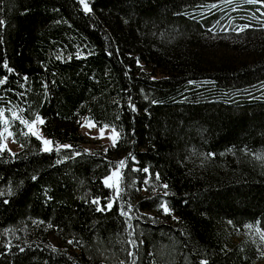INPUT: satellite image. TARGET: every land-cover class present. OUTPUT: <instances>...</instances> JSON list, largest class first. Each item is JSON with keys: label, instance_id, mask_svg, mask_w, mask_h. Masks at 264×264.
I'll return each instance as SVG.
<instances>
[{"label": "trees", "instance_id": "1", "mask_svg": "<svg viewBox=\"0 0 264 264\" xmlns=\"http://www.w3.org/2000/svg\"><path fill=\"white\" fill-rule=\"evenodd\" d=\"M87 2L0 0V109L20 147L0 151V264L254 261L224 223L264 231V2ZM9 109L39 115L53 150ZM83 118L115 145L84 149Z\"/></svg>", "mask_w": 264, "mask_h": 264}, {"label": "rangeland", "instance_id": "2", "mask_svg": "<svg viewBox=\"0 0 264 264\" xmlns=\"http://www.w3.org/2000/svg\"><path fill=\"white\" fill-rule=\"evenodd\" d=\"M243 58H244V56H243ZM89 124H94L95 126L89 127ZM103 127L104 126H102V127L97 126L93 121L85 119V118H83L81 120L79 127H78V131L85 138V143L82 144V147L84 149L89 150V151L105 150L108 147L114 146L113 139H112V137L114 136V133H113L114 128L109 127V126L104 128V134H103V137L101 138V128H103ZM5 129H7V131ZM35 131L38 133V135L42 139H47V140L52 141L50 138H48L44 134L41 124L37 123L35 125ZM9 132H10V130H9L8 126L4 125L3 130H2L3 137H2V144L1 145H4L6 147V149L9 150L10 152H15L20 147L14 142V140L12 139V135H9ZM115 132H116V130H115ZM42 139H39V140L41 141L42 148H44V145L42 143ZM116 141H117V139H116ZM49 147L52 148L53 143L51 145H49ZM114 159L116 161V164L113 167H111L110 172L105 177H103V184L106 186V184H105L106 177L110 176L114 171L119 169L120 177L118 180V186H119V188H121V169H122V167L120 166V161H122V155L115 156ZM108 183L109 184H116L117 178H114L113 180L108 181ZM111 189L113 191L114 196H116L115 187H112ZM141 193H145V190L141 191ZM141 212L144 214H148L150 216H154V213L150 210H143ZM155 217L158 219H161L162 215L161 216L155 215ZM248 225H251V224H248ZM246 226L247 225H245L241 229L234 230L230 227L229 224L224 223V228L228 230V233L233 232L234 242H237L240 239L249 240L254 244L255 248L257 249V252H259V256L257 258H255L254 261H252L250 263H245V264H264V239H262V237H264V231L255 225H252L253 226L252 228H248ZM48 238H49L51 245H53L55 247H60V248H67L66 244L60 242L59 240L54 238L52 235H49Z\"/></svg>", "mask_w": 264, "mask_h": 264}, {"label": "snow or ice", "instance_id": "3", "mask_svg": "<svg viewBox=\"0 0 264 264\" xmlns=\"http://www.w3.org/2000/svg\"><path fill=\"white\" fill-rule=\"evenodd\" d=\"M79 2L83 5L85 12L91 11V8L89 7L87 0H79ZM247 2L248 3H256V2H258V0H247ZM260 2H264V0H260ZM0 23H2V21H0ZM4 67H7V64H5ZM9 71H11V69H9ZM3 83H4V80H0V84H3ZM8 111H11V109H9ZM4 113H5V109H0V124L7 125L9 123V120L5 117ZM11 115H12L13 120L19 119L20 122L25 125L27 131L22 132L21 134H23V135H35V136H37L38 139H42L38 135V133L35 131V125L37 123H39V124L44 123L43 119L39 115H36L35 118L32 120L21 119L20 116L15 111H11ZM93 126H95V125L89 124V127H93ZM106 127H107V125H105L103 128H101V138L103 137L104 128H106ZM5 130L7 131V129H5ZM113 133H114V136L112 137V139H113V144L115 145L116 139L118 138L119 134L115 132V129H113ZM12 134L13 133L9 132V135H12ZM2 137H3V133L0 132V138H2ZM42 143L44 145V148H43L44 151H52L53 150L51 147H49V145L52 144V141L47 140V139H42ZM60 147L70 148L71 146L70 145H62ZM2 150H6V147L4 145H0V151H2ZM56 150L59 151V148H57ZM58 162H62V161H58ZM120 166L121 167L124 166V161H120ZM144 171L147 172L148 169H144ZM119 177H120V173H119V169H117L116 171H114L110 176L106 177V179H105L106 186H108L110 188L115 187L116 198H119V195L122 191V189L119 188V186H118ZM114 178H117V183L116 184H109L108 181L113 180ZM157 178H158V176H157ZM33 179H35V177H33ZM164 187L167 188V185H164ZM0 195H2V193H0ZM93 203H99V200H95V201H93ZM112 203H113L112 201H109V203L107 205H105V207L110 209L112 207ZM161 208H163L165 213H167L169 211V208L167 207L166 204H162ZM98 210L103 211L104 208H99ZM122 214L126 215V213H123V212H122ZM246 227L252 228L253 226L247 225ZM262 239H264V237H262ZM69 243H72V241H69ZM130 243L135 245V241H130ZM133 255H134V253L129 252V256H133ZM133 264H135V260H133ZM201 264H207V262L202 261Z\"/></svg>", "mask_w": 264, "mask_h": 264}]
</instances>
